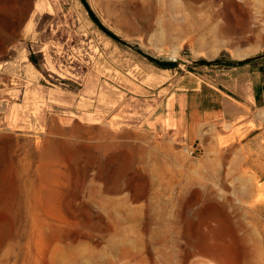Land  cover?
<instances>
[{
    "label": "rangeland",
    "instance_id": "1",
    "mask_svg": "<svg viewBox=\"0 0 264 264\" xmlns=\"http://www.w3.org/2000/svg\"><path fill=\"white\" fill-rule=\"evenodd\" d=\"M261 52L264 0H0V264H264V110L191 146L138 125L228 66L175 55Z\"/></svg>",
    "mask_w": 264,
    "mask_h": 264
},
{
    "label": "crops",
    "instance_id": "2",
    "mask_svg": "<svg viewBox=\"0 0 264 264\" xmlns=\"http://www.w3.org/2000/svg\"><path fill=\"white\" fill-rule=\"evenodd\" d=\"M207 76L208 81L192 74L180 77L138 125L191 146L206 132L215 135L264 110V58L211 69Z\"/></svg>",
    "mask_w": 264,
    "mask_h": 264
},
{
    "label": "water",
    "instance_id": "3",
    "mask_svg": "<svg viewBox=\"0 0 264 264\" xmlns=\"http://www.w3.org/2000/svg\"><path fill=\"white\" fill-rule=\"evenodd\" d=\"M174 60L181 62L185 65L195 66V65H208V64H227L230 66L240 65L246 62L255 61L261 58H264V52L247 55L239 59H224V58H192V57H183L175 55ZM199 77L204 80H209V77L202 73H197Z\"/></svg>",
    "mask_w": 264,
    "mask_h": 264
},
{
    "label": "trees",
    "instance_id": "4",
    "mask_svg": "<svg viewBox=\"0 0 264 264\" xmlns=\"http://www.w3.org/2000/svg\"><path fill=\"white\" fill-rule=\"evenodd\" d=\"M155 63H156L157 65H159V66H162V67H164V66H174V65L177 64L176 62H171V63H160V62H156V61H155Z\"/></svg>",
    "mask_w": 264,
    "mask_h": 264
},
{
    "label": "bare ground",
    "instance_id": "5",
    "mask_svg": "<svg viewBox=\"0 0 264 264\" xmlns=\"http://www.w3.org/2000/svg\"><path fill=\"white\" fill-rule=\"evenodd\" d=\"M5 1V0H4Z\"/></svg>",
    "mask_w": 264,
    "mask_h": 264
}]
</instances>
